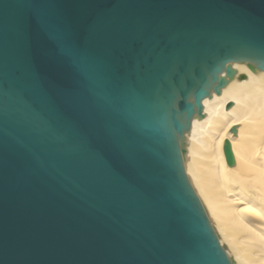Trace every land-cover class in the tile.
I'll use <instances>...</instances> for the list:
<instances>
[{
	"label": "water",
	"instance_id": "obj_1",
	"mask_svg": "<svg viewBox=\"0 0 264 264\" xmlns=\"http://www.w3.org/2000/svg\"><path fill=\"white\" fill-rule=\"evenodd\" d=\"M246 61L264 0H0V264H232L181 141Z\"/></svg>",
	"mask_w": 264,
	"mask_h": 264
},
{
	"label": "bare ground",
	"instance_id": "obj_2",
	"mask_svg": "<svg viewBox=\"0 0 264 264\" xmlns=\"http://www.w3.org/2000/svg\"><path fill=\"white\" fill-rule=\"evenodd\" d=\"M230 68L233 76L203 100L182 138L183 168L231 263L264 264V71L247 61Z\"/></svg>",
	"mask_w": 264,
	"mask_h": 264
},
{
	"label": "rangeland",
	"instance_id": "obj_3",
	"mask_svg": "<svg viewBox=\"0 0 264 264\" xmlns=\"http://www.w3.org/2000/svg\"><path fill=\"white\" fill-rule=\"evenodd\" d=\"M221 248H222V249H224V247H223V246H221Z\"/></svg>",
	"mask_w": 264,
	"mask_h": 264
}]
</instances>
